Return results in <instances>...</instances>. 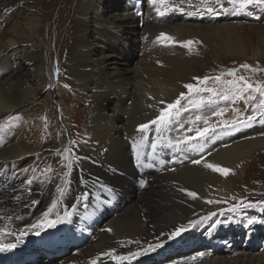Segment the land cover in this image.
<instances>
[{"label":"bare ground","instance_id":"6f19581e","mask_svg":"<svg viewBox=\"0 0 264 264\" xmlns=\"http://www.w3.org/2000/svg\"><path fill=\"white\" fill-rule=\"evenodd\" d=\"M52 2L34 0L31 5L25 0L17 8L5 38L0 39V120L7 111L44 92L60 107L59 118L73 136L57 139V133L49 145H40L36 140L23 142L18 134L0 137V245H16L0 251V264H166L170 260L186 264L195 259L194 255L205 257L219 251V239H234L237 246L244 236L241 227L247 229V225L220 221L209 233L201 227L216 224L218 220L212 219L232 202V176L239 161L264 144V139L220 137L213 142L207 137L202 142L205 148L191 154L188 138H192L193 131H203L198 128L189 132L190 118L173 115L180 105L172 109V116L159 130L156 125L150 124L143 131L139 126L155 120L162 108L177 100L181 82L192 67L181 49L171 54L173 50L166 48V41H157L161 33L203 40L222 33L228 49L238 54L240 40L224 30L229 27L204 30L199 25L182 23L165 29L155 27L161 18L156 12L160 4L150 9L151 0L144 17L136 2L117 11L105 0H82L77 8L69 9L72 29L65 26L69 42L67 74L85 105L84 111L73 114L62 103L63 88L47 90L46 86L52 82L45 66L39 16ZM32 7H36L35 12L30 11ZM57 25H63L61 18ZM94 35L102 39L96 46L91 39ZM113 39L120 46L134 41L141 50V60L131 68L115 60L117 51L105 53L107 43ZM186 48V53L193 51ZM12 128L10 135L15 133ZM58 143L68 154L61 165L60 157L53 152ZM156 147L159 149L155 152ZM34 152L58 161L53 165L56 172L38 176L37 182L20 170L14 172L21 166L20 161ZM206 164L231 171L222 175ZM57 186L64 189L63 193ZM189 192L196 193V197ZM50 208L55 213L47 218L60 220L51 228L43 216ZM65 212L69 213L67 218ZM37 221L43 226L30 227ZM191 221L198 223L192 226ZM181 226L187 231L169 239ZM199 239L213 245L197 248ZM156 244L161 246L145 251ZM194 246L197 249L187 253ZM171 251L176 255L169 259ZM129 252L142 254L127 260L113 258ZM55 254L63 256L50 257ZM257 257L264 260V254Z\"/></svg>","mask_w":264,"mask_h":264},{"label":"rangeland","instance_id":"374dc122","mask_svg":"<svg viewBox=\"0 0 264 264\" xmlns=\"http://www.w3.org/2000/svg\"><path fill=\"white\" fill-rule=\"evenodd\" d=\"M33 1L28 0V3ZM81 1L53 0L50 7L43 11V16H39V27L41 29L39 33L41 38L45 40L43 45L45 66L49 81L51 79L52 82L51 85H46L47 90H54L56 88L62 90L63 88L61 91L62 103L65 106L67 105L73 114L74 112L84 111L85 105L81 102L74 86L70 84L67 74L66 60L69 42L67 41L65 26L70 25L72 29V15H68L69 9L77 8ZM105 1L109 5L112 4L110 0ZM23 2L25 0H0L1 40L8 33L9 26L16 15L17 8ZM132 2L139 4L140 11L141 13L143 12L142 15L144 17L149 0H118L112 6L115 10L121 11L125 8V5H129ZM220 2L225 8H229L230 10L224 12L215 3V0H208L210 7L217 8L218 15L208 14L201 6V0H164L163 3H159L157 0L156 4L153 5L151 3V6H149L150 9H153L155 5L160 4L159 9L161 12H164V15L160 16L163 20L161 21L160 18L154 24L155 27L165 29L166 27L180 23L199 25L204 30L217 26L229 27V29L224 30L231 32L241 42L240 54H238L228 49V43L222 33L208 35L205 40L196 37L181 39L171 35L173 39L166 41V48L175 51H171V54L176 53V48L181 49L186 54V57L190 59L192 65L191 71H189L188 75L181 82L177 94V99L180 98L181 93L185 94L183 99L180 100L179 105L181 109L175 111L173 115L178 117L188 116L190 118L191 122L187 123L189 132L198 128L202 131L205 128L209 129L204 135H199L194 131L192 132L193 134L191 133V154H195L197 151H202L205 148L202 142L207 137H210V141L213 142L218 141L220 137L226 140L229 137H234L235 140L242 139L247 141L264 139V108L260 106V100L264 99V97L260 96L259 93H253L249 90V92L245 93V96L254 95L256 99L250 101L249 104H245L243 101L235 98L232 94L235 92V89L226 83V81L238 79L240 76H243L253 87L257 83L264 86V8L250 5L244 11H236L228 3V0H220ZM31 5L34 4L31 3ZM177 6L183 8V11H180ZM35 8H30V11L35 12ZM198 8L200 11H204L205 14H187L188 12L197 11ZM65 10H68V12H65ZM60 18L62 19L63 25H59L58 27L57 24ZM42 19L47 20L48 23L45 24ZM142 26L143 24L141 27L138 26L140 27L139 29ZM91 39L95 46L102 41L100 37L95 35ZM186 47H189L193 51L186 53L187 51L184 49ZM106 48L108 50L105 53L113 50L117 51L118 57L115 60L123 61L128 67L132 68L137 63V60H141V50H138L137 44L134 41L130 44L120 46L113 39L110 43H107ZM243 64H248L250 67L242 68L241 65ZM232 69L236 70L234 76L228 75V71ZM252 69H257V71H253ZM222 73L223 75H221ZM217 76L221 77L219 81L215 79ZM204 77H209L210 79L203 81ZM186 84L197 86L199 91L190 92L185 88ZM207 89H214L215 95L207 91ZM222 95H229L230 98L227 100L222 99ZM48 96L44 92L38 93L32 101L7 111L0 120V131L3 130L0 132V137L7 138L18 134L23 142L36 140L40 142V145H49L51 139L57 133H59L57 139L63 137H69L70 139L73 136L72 130L64 127V124L59 118L60 107L56 105L54 100L50 99V96L48 98ZM234 109L241 110L239 115H237ZM221 112H223L222 115H216V113ZM249 116H254L255 119L249 120ZM237 119L243 121V123H234ZM205 121H207V124ZM223 121H228V125L226 126ZM213 126H215V129L211 130ZM11 127H13L12 129H14L15 133L13 132L10 135L9 130ZM236 130H238L237 133L233 135ZM61 147V144L58 143L53 149L55 156L60 157V165L65 164L68 158V154ZM48 157L45 158L39 152H34L32 155L23 158L20 161L22 162L21 166L15 169L14 172H19L20 170L19 173H25L28 178H34L36 182L38 176L47 174H51L52 176L56 172L53 165L58 164V161H55L51 156ZM32 158L34 160L29 165L28 162ZM238 165L237 171L232 176V179H234L232 181L234 188L231 190L233 193L231 197L232 202H228L226 207L219 213L221 215L219 216L217 214L212 221L218 220L226 223L228 220H231L239 227L247 225V229L241 227L242 230H245L241 233L244 236L240 238L237 246L234 244V239V241L230 240V238L219 239L220 242L217 245L221 248L219 251H211L208 254H204L205 257L198 256L199 254L196 257L194 255L193 257L195 259H187L186 264H264V260H260L257 257L259 254H264V144L257 145L249 154L242 156ZM35 199L37 200L38 197L36 196ZM249 205L252 206L250 207ZM234 206H236L235 210H233ZM52 213H55L53 209L48 214ZM250 219L254 221L252 224H248V220ZM47 220L54 222L56 219L47 218ZM201 228H203L201 231L204 230L205 233H209L211 224H205ZM246 230L250 231L246 232ZM197 242L199 243L197 248H210V245H213V242H207L206 240L202 242L201 239L197 240ZM249 242L254 244L246 246ZM232 244L234 246L227 249ZM197 248L194 246L187 253ZM55 255L50 257L63 256V254ZM175 255L176 253L171 251L169 259ZM182 262L180 264H185ZM166 264H174V261L172 262L170 260Z\"/></svg>","mask_w":264,"mask_h":264},{"label":"snow or ice","instance_id":"6c2138e0","mask_svg":"<svg viewBox=\"0 0 264 264\" xmlns=\"http://www.w3.org/2000/svg\"><path fill=\"white\" fill-rule=\"evenodd\" d=\"M164 0H160V3H163ZM151 3L153 4H156L157 3V0H151ZM215 3L217 5H219L220 9L224 12H228L230 9L229 8H225L223 6V4L220 2V0H215ZM228 3L230 5H232V8L236 11H244L246 10L250 5H255L256 7H261V8H264V0H228ZM201 6L203 7V9L208 13V14H212V15H218L219 12L217 11V8L215 7H210L209 4H208V0H201ZM179 8V6H177ZM180 11H183V8H179ZM156 12L158 15H164V12H161L159 8L156 9ZM188 15H203L205 14L204 11H200L199 8L197 11L195 12H188L187 13ZM157 41H160V42H164V41H171L173 38L171 36H168L167 34L165 33H161L157 38ZM187 43H191V42H187ZM242 68H249L250 65L248 64H243L241 65ZM253 71H257V69H252ZM235 69H232V70H229L228 71V75H235ZM223 75V73L221 74ZM199 79V78H197ZM208 79H210L209 77H204L203 78V81H207ZM216 80H220L221 77L220 76H217L215 77ZM242 82V83H241ZM226 83L228 85H230L233 89H235V92L232 93L235 98L237 100H241L243 101L245 104H249L250 101H253L256 99V96L254 95H247L245 96V93L249 92V90H251V92L253 93H259L260 96L264 97V86L260 85L259 83L256 84L255 87H253V85L251 83H249V81L247 79H245V77L243 76H240L238 79H234V80H230V81H226ZM185 88H187L190 92L191 91H199V88L195 85H192V84H186L185 85ZM207 91L209 92H212L214 95H215V90L214 89H207ZM184 93H181L180 94V98H178L174 103H171V104H168L166 108H162L160 110V114L157 116V118L155 120H152L150 121L148 124H141L139 126L140 130H147L149 128V125H156L157 126V130H159V128L161 126H164L169 118L172 116V109L176 108L177 105L180 104V100L183 99L184 97ZM222 99H229V95H222L221 96ZM163 103V101L161 102ZM260 106L262 108H264V99H261L260 100ZM234 111L237 113V115H239L240 113V109H234ZM223 112L221 113H216V115H222ZM249 120H254L255 117L254 116H249L248 117ZM205 123L207 124V121H205ZM223 123L227 126L228 125V121H223ZM234 123H243V121H240V120H235ZM215 129V126H213V128L211 130H214ZM209 131L208 128H205L203 130V132H200L198 130V134L200 135H204L206 134L207 132ZM188 139H191V138H188ZM193 163H200V161H193ZM206 167L208 168H211L213 171H217V172H220L222 175H227L231 170L230 169H226V168H223V167H220L218 165H213V164H206L205 165ZM68 175L67 172L64 173V176L66 177ZM29 183H31V181H29ZM64 183L66 184L67 183V180H64ZM57 190L61 193H63L64 189L61 188L60 186H57ZM188 195L192 196L193 198L196 197V193L194 192H189ZM55 205V201L53 202V206ZM250 207L252 205H249ZM235 207L233 208V210H235ZM49 211H51V208L49 209ZM69 215V213L65 212V218H67V216ZM44 218H45V223L47 225V227L51 228V227H55V223H59L60 220L57 219V221L53 222V221H50V220H47V216H48V212H45L43 214ZM18 219H22L21 217H18ZM203 219V218H202ZM254 221L253 220H248V224H252ZM198 222L197 221H191L190 224L192 226H195ZM220 221H217L216 224H213L211 227L214 229L216 227L217 224H219ZM36 226H43L40 224L39 221H37V225H33V226H30V227H36ZM108 231H111V229H108ZM184 231H187L186 228H184L183 226H181L180 228H177L172 234L171 236L169 237V239H171L172 237H176V236H180L182 234V232ZM39 234V233H37ZM25 235L24 232H21V236ZM161 245L160 244H156V245H151L149 247V249H146L145 251H154L155 248L157 247H160ZM16 247L15 244H7V245H0V251H5L9 248H14ZM114 251V250H113ZM142 253H132V252H129V254L127 256H124V257H113L114 259H129V258H135L136 256L138 255H141ZM105 255H111V253H105ZM93 264H95V261H93Z\"/></svg>","mask_w":264,"mask_h":264}]
</instances>
